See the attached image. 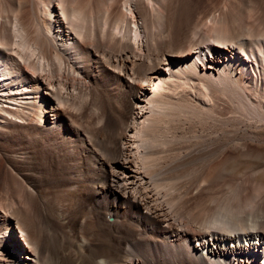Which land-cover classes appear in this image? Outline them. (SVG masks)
<instances>
[{
    "label": "bare ground",
    "instance_id": "bare-ground-1",
    "mask_svg": "<svg viewBox=\"0 0 264 264\" xmlns=\"http://www.w3.org/2000/svg\"><path fill=\"white\" fill-rule=\"evenodd\" d=\"M254 1L0 0V264H264Z\"/></svg>",
    "mask_w": 264,
    "mask_h": 264
},
{
    "label": "rangeland",
    "instance_id": "rangeland-1",
    "mask_svg": "<svg viewBox=\"0 0 264 264\" xmlns=\"http://www.w3.org/2000/svg\"><path fill=\"white\" fill-rule=\"evenodd\" d=\"M217 1V2H216ZM219 0H199L202 8L205 7L204 9H211V7H213L214 9L215 8H218L217 6H220V4H222V1L224 0H220L219 3H218ZM256 2V3H255ZM216 4V5H215ZM215 5V6H214ZM253 6L254 8H252V11H253V15H254V18H256V20L258 21L257 25L259 24V22L261 23V27L264 26V0H255L253 2ZM212 8V9H213ZM213 9V10H214ZM259 13H258V12ZM260 19H259V18ZM263 19V22H261ZM260 20V21H259ZM259 26V25H258ZM242 158V159H241ZM238 160V161H237ZM235 161V162H234ZM232 162V163H231ZM262 161L261 160H258L256 158H244V157H239L238 159H235V160H231L229 161L228 163V166H229V169L231 171H229L228 174H226V178L225 180H229L228 182L231 184L234 182V184L231 186L229 183V186L228 188L225 187L226 189H228V192H226L227 190H221V192L218 193V195H220L219 197L222 199V200H218L217 203H215L213 206L215 208H213L212 206V215L215 213V209L219 207H224L226 208L225 210H229V213L230 214H233L234 215V219L237 220L236 222L239 223V221H241L240 223L242 225H244L246 228L249 227L250 223H257L260 222V219L262 218V214L264 213L263 210V206L261 208V205L260 203L258 202V199L255 198V194H254V188H253V185H252V182H251V177H252V173L254 172V170L252 171L251 168L252 166H256L258 164H260ZM251 165V166H250ZM233 166L234 169H233ZM262 170H259L256 172V178L257 179H260L262 181H264V169L263 168H260ZM231 173V174H230ZM233 173V174H232ZM237 175V176H236ZM232 176V177H231ZM230 179H229V178ZM235 177H237V179H235ZM232 178V179H231ZM234 178V179H233ZM230 180L232 182H230ZM259 180V181H260ZM236 184V186H235ZM238 186V187H237ZM235 187V189L233 188ZM231 188V189H230ZM224 192V196L223 197V193ZM226 192V194H225ZM232 193V194H231ZM235 193V194H234ZM229 194V195H228ZM231 194V196H230ZM234 195V199L236 198V200L232 199V196ZM240 195V196H239ZM229 197V198H228ZM226 201H225V199ZM241 198V199H240ZM255 198V204L253 203L254 199ZM229 200V201H228ZM232 200V202L230 201ZM234 200V201H233ZM243 200V201H242ZM225 201V202H224ZM233 203L231 205V203ZM239 202V203H237ZM240 202H242L240 204ZM226 203V204H225ZM258 203V204H257ZM221 204V205H219ZM232 206H230V205ZM237 206H236V205ZM239 204V205H238ZM224 205V206H223ZM235 206V207H233ZM259 206V207H258ZM256 207V208H255ZM236 208V209H234ZM244 208V209H242ZM253 208V209H252ZM232 209V210H231ZM252 209V210H251ZM256 209V210H255ZM214 210V212H213ZM258 210V211H257ZM234 211V212H232ZM253 211V212H252ZM211 212V211H210ZM244 212V213H243ZM252 212V213H251ZM239 214V215H238ZM253 214V215H252ZM241 217L239 218L238 216ZM243 215V216H242ZM253 217H251V216ZM210 217V215H209ZM252 220H251V219ZM256 219V220H254ZM253 221H256V222H253ZM16 229V237H18L20 239V241H23V239L20 237V232L18 231L17 228Z\"/></svg>",
    "mask_w": 264,
    "mask_h": 264
}]
</instances>
